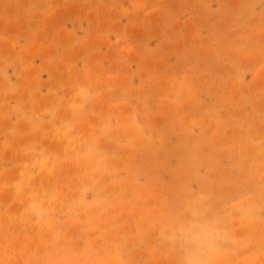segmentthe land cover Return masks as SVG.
Returning a JSON list of instances; mask_svg holds the SVG:
<instances>
[{"label":"rangeland","instance_id":"1","mask_svg":"<svg viewBox=\"0 0 264 264\" xmlns=\"http://www.w3.org/2000/svg\"><path fill=\"white\" fill-rule=\"evenodd\" d=\"M0 264H264V0H0Z\"/></svg>","mask_w":264,"mask_h":264}]
</instances>
